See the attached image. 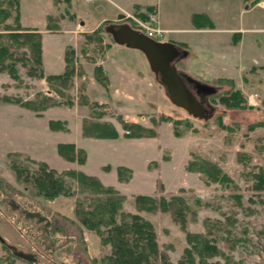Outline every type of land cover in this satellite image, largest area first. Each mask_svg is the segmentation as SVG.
Wrapping results in <instances>:
<instances>
[{"label": "rangeland", "instance_id": "obj_1", "mask_svg": "<svg viewBox=\"0 0 264 264\" xmlns=\"http://www.w3.org/2000/svg\"><path fill=\"white\" fill-rule=\"evenodd\" d=\"M160 1L158 15L162 29L164 26L180 28L179 33L171 28L160 41L172 42L187 52L177 60V71L215 89L214 93L198 97L210 110L209 116L194 117L174 105L144 54L112 41L107 27L127 23L137 29L134 19L122 15L115 21H103L100 24L103 32L99 34L102 42L98 43L86 38L92 31L76 32L88 29L79 23L85 12L93 13V19L87 22L89 25L98 23L97 2L76 0L73 7L76 13L71 15V2L61 0L58 8L61 12L57 13L70 18L76 26L75 31H70L67 28L69 22H65L62 31L46 34L45 60L52 65L50 72L62 73L64 64L61 66L60 54L71 47L75 71L60 84L38 77L35 71L30 74L28 61L25 64L15 62V78L7 68H0V176L24 191L15 180L12 163L35 169V162L43 161L57 172H63L64 158L57 153L58 142L67 143L61 142L66 138L78 140L80 123L82 129L89 121L109 123L123 135L130 131L132 137L153 138L152 146L139 147L121 138L106 146L92 144L89 149L93 165L99 162L111 164L107 174L109 180L112 176L116 179L117 162L134 163L133 179L126 186H120L128 193L123 194L122 210L136 213L151 222L160 254H165L171 264H179L183 250L188 246L186 233L191 232L215 239L220 249L238 264H264V189L255 188V175L260 170L264 172V126L247 129L248 124L264 119V46L255 40L264 41V30L259 29L264 28V15L257 10L250 14L240 13L243 10L241 0ZM101 4L107 16L115 12L110 1L102 0ZM20 7L24 22L39 28L45 27L47 14L54 11L52 0H20ZM199 10L210 13L217 28L242 24H256L258 28L244 36L243 49H239L242 52H233L228 43L231 34L227 31L187 29L191 25V13ZM13 15L14 12L6 23H15ZM138 19L144 21L141 17ZM56 20L53 17L49 24H55ZM4 23L0 22V44L9 45L14 50L26 49L11 41ZM181 40L186 42L185 46L180 44ZM10 61L6 60L7 63ZM96 65H101L106 75V86L96 80ZM225 67L231 68L235 75L232 79L234 86L243 93L250 108H229L220 100L230 85L218 83L216 78L220 77L213 74L221 72V76ZM45 110H50L52 115L66 116L68 122L50 119V113L43 114ZM97 113L101 116H96ZM218 117L232 129H222ZM50 121L54 128L50 127ZM133 123L140 127L124 126ZM236 124L239 127H235ZM150 158L147 164L150 171L146 174L145 160ZM196 159L217 164L227 179L210 181L201 172L189 170L188 163ZM122 176V181L126 182L131 173L122 171ZM64 179L75 194L60 195L47 205L73 217L76 199H83L91 191L82 189L69 176ZM153 182L157 191L151 196L157 200L161 197L168 200L173 196L185 199L190 208L186 212L185 228H181L169 212L159 208L150 211L136 208L134 196L152 192L149 187ZM1 209L4 212L0 216L1 241L15 253L33 260V264H65L53 249L45 217L27 212L12 201L6 202ZM6 214L14 215L24 231L19 232ZM83 230L88 254L99 261L109 253V246L102 245L94 232ZM2 254L0 247V256ZM208 261L223 264L225 259L216 255Z\"/></svg>", "mask_w": 264, "mask_h": 264}, {"label": "trees", "instance_id": "obj_2", "mask_svg": "<svg viewBox=\"0 0 264 264\" xmlns=\"http://www.w3.org/2000/svg\"><path fill=\"white\" fill-rule=\"evenodd\" d=\"M63 1L66 3L70 2V0ZM248 1L254 4L260 0ZM60 2L61 0H53L55 5L60 4ZM139 8L137 7V9ZM12 12H14L13 19L15 23L11 25L6 23V20L12 15ZM19 17V0H0V22H5L4 27L8 31V37L18 46L26 48L22 51L14 50L9 45L0 44V68H7L15 78L17 76L15 62L22 61L25 64V61H28V72L33 74V71H35L38 77H44L47 81L54 80L62 84L73 76L75 71L72 65L74 51L71 47L65 49L64 71L60 74L44 75L41 58V32L34 28L22 27ZM140 17L147 20V14L145 13H140ZM52 19L53 17L48 16L47 28L57 30L58 25L56 23L49 24ZM202 19L206 21L208 26L212 27L211 21L205 15L193 16L196 26L203 25L201 23ZM101 26L99 25L91 34H87L86 38L101 43L102 39L99 36L103 32ZM7 59L11 61L7 63ZM94 74L96 80L104 86L107 85V78L101 65H96ZM216 80L218 83L230 85V88L224 90L220 96V100L227 107L250 108L246 104L243 93L240 89L235 88L232 79L220 77L216 78ZM96 116L100 117L101 115L97 113ZM217 122L222 129H232L230 126L223 124L221 117L217 118ZM49 124L51 128H54L51 121ZM124 126L126 128L140 127L135 123L124 124ZM234 126L239 127V124ZM258 126H264V119L248 124L247 129L252 130ZM83 134L97 138H116L118 136L113 125L99 121L84 123ZM126 136L132 137L133 134L128 131ZM57 153L68 161L77 160L79 163H83L85 160L84 150L77 149L73 143H58ZM35 163L37 164L35 169L23 167L15 162L11 164L15 180L23 187L24 191L0 176V216L4 214L1 209L2 205L4 206L6 202L12 201L27 212L45 217L48 220V235L53 249L58 259L65 264H171L166 255L159 252L151 222L136 213H125L122 210L125 195L118 193L111 186H105L95 176L87 175L81 171L67 170L57 172L55 169L50 168L46 162L39 161ZM187 168L201 172L210 181H224L227 179L217 164L206 159L192 160L188 163ZM117 170L120 180H124L122 171L131 173L130 169L122 166H119ZM64 176L74 179L82 189H90L91 191L90 194L84 195L83 199H76L72 210L73 217L56 210L54 211L47 205V203L55 201L60 195L73 196L75 194V191L66 185ZM255 176L257 179L255 188L264 189V172L260 170ZM134 202L137 209L150 211L159 208L162 211L169 212L181 228L186 226V212L190 208L183 197L173 196L168 200L161 197L157 200L151 195L137 194L134 196ZM6 215L12 223H15L19 232L24 231L16 222L14 215ZM118 216H120V219H118ZM83 229L94 232L99 236L102 245L109 246V253L101 257L99 261L88 254ZM186 239L188 246L184 248L179 264H219L218 262L212 263L208 261L216 255H220L225 259L223 264H238L220 249L215 239L200 233L191 232L186 233ZM30 245L35 249L33 244ZM0 247L4 252L0 256V264L34 263L33 260L15 253L1 240Z\"/></svg>", "mask_w": 264, "mask_h": 264}, {"label": "crops", "instance_id": "obj_3", "mask_svg": "<svg viewBox=\"0 0 264 264\" xmlns=\"http://www.w3.org/2000/svg\"><path fill=\"white\" fill-rule=\"evenodd\" d=\"M107 1H110L112 6L115 8V12L112 13V14H109V16L106 15V13H105L106 9H105L104 5L101 4L102 0H93V1L82 0L83 3H85V2H88V3L94 2V3H96L97 2L96 9H98V10H96V11L99 14L98 23L93 24V25H89V23H87V22H88V20L93 19V13L85 12L84 13L85 14L84 18L85 19L84 18L81 19L82 21L80 20L79 23L83 27H88V29H85V30L83 29V30H80V31L76 30L77 33L78 32H89V31L91 32V31L95 30L103 21H107V20L115 21L116 17H120L122 15H127V14H130V15L136 16L137 18H140V13L147 14L150 11H155V13L157 14V17L159 19L158 12H159V5H160V2H161L160 0H107ZM70 2H71V6H72V8L70 10V14L72 15V14L76 13L73 10L74 9L73 8L74 5H76V0H70ZM52 5L54 7V11L52 13H50V14H47L46 18H48V16H51V17H55L57 19L56 20V24L59 27L57 30L48 29L47 28V22L45 23V27L44 28H39L33 23L26 24L24 22V19H23V15H22V12H21V7H20V0H19V12H20L19 22H20L21 26L25 27V28H34V29H37L39 32H41V35H42V37H41V48H42L41 58H42V68H43V71H44L45 75L60 74V73H56V72H50L49 69L52 68V65L46 63V60H45V55H46L45 35L49 34V33H57V32L62 31L63 25H64L65 22H69L70 25L67 28H69L70 31H75L74 29L76 27L70 18L63 17L62 15H59V13H57V12H61L58 9V8H60L61 4L55 5L53 3V0H52ZM137 7H140V8L137 9ZM241 7H242L243 10H241L240 13L250 14V13H254L257 10L259 13L262 12V13H260L262 16L264 15V0H260V1L256 2V3H254V4H251L248 0H241ZM202 14L208 16L209 20L212 23V27L208 26L205 20H204L205 22L203 20L202 21L200 20L202 22V24H203L201 26V28L196 26V24L193 21V16L194 15H202ZM189 18H190V23H191V25L187 28L189 30L198 31V32H201V31H214V30L227 31L226 33L231 34L230 35V40L228 41V43L230 44V49L233 52H238V53L242 52V50L239 51V49H243L242 48V44H244L243 43L244 42V36H246V34L250 33L253 30H257V28H258V26H256V24H250V25H243L242 24V25H239V26H234V27L232 26V27H229V28H217L216 27V23H215V18H213L212 15H210V13H208L207 11H202V10L192 12ZM158 21H159V24H160V19ZM160 27L163 28L162 26H160ZM171 28L177 29V31H178L177 33H179V31H180V28L171 27V26H164L163 30L165 31V33H167V32H170L172 30ZM259 29L264 30V28H259ZM255 40L258 43V45H263L264 46V41L260 42L257 39H255ZM181 41L182 42H180V43L186 44L185 41H183V40H181ZM68 45H71V43H69ZM64 53H65V50L63 51L62 55L60 54V61H61V66L64 64V68H65ZM253 59H255V58H253ZM62 60H63V62H62ZM255 60H257V59H255ZM100 64H103V63H100ZM103 66H104V64H103ZM238 66H236V68H238ZM223 71L224 72H223V74L221 76L219 75L221 72H218V74L215 73V74H213V76L226 77V78H230V79L235 78V75L232 72L231 68L225 67ZM118 76H120V74H118ZM108 77L111 79V75L109 73H108ZM115 96L116 95L111 94L112 98H116ZM47 113L51 114L50 115V119H55L56 118V119H60V120L68 122V118H66V116L61 117L59 115L58 116L57 115H52L53 113L50 110H48V111L45 110L43 114L45 115ZM116 131L118 133V136L116 138H97V137H92V136H85L83 134L82 125L80 123L79 124V128H78V140L72 139V138H66L64 140H61V142L73 143V144H75L76 148L84 150V152H85V160H84L83 163H79V162H74V161L73 162L66 161V160H64L61 157L63 159L62 162L65 165V168H62L61 170H65V171H67V170H77V171H81V172H83V173H85L87 175L95 176L105 186H111L114 189H116L119 192H121L122 194H128L124 190H122L120 188V186H126L133 179V176L135 175L134 163H132V162H117L119 164L116 167V179H114V176H112L110 178L111 180H109V177H108L107 174L109 173V170H111V168H112L111 164L110 163L105 164L103 162H99L98 164L93 165V163H92V155H91L89 147H92V144H94L95 146H106V145L112 144V142H116V141L121 140V138H122V140H125V142H129L130 144H135V145H137L139 147H144L146 145L147 146H149V145L152 146L153 138H148V137H145V136L144 137H141V136L140 137H127L126 135L121 134L120 131H118L117 128H116ZM70 132H71V130L69 131L68 134H70ZM151 159L152 158L145 160V165H146L145 173L146 174H148V170H149L147 168V164H148L149 160H151ZM119 166H122V167H125V168H128V169L131 170V177L129 178L128 181L125 182V181H122V180L119 179L118 170H117V168ZM149 189L153 190V191L152 192L148 191L145 194L153 195V194L156 193L157 189H156V186H155L154 182H153V185L149 187ZM131 194H136V193H131ZM138 194H142V193H138Z\"/></svg>", "mask_w": 264, "mask_h": 264}, {"label": "water", "instance_id": "obj_4", "mask_svg": "<svg viewBox=\"0 0 264 264\" xmlns=\"http://www.w3.org/2000/svg\"><path fill=\"white\" fill-rule=\"evenodd\" d=\"M106 31L115 43L137 49L144 54L150 69L155 73L174 105L183 108L194 117L209 116L211 112L208 107L187 84L193 82L198 89L209 87V94L214 93L215 89L177 71L176 62L186 56V50L172 42L152 39L127 23L110 24Z\"/></svg>", "mask_w": 264, "mask_h": 264}, {"label": "built area", "instance_id": "obj_5", "mask_svg": "<svg viewBox=\"0 0 264 264\" xmlns=\"http://www.w3.org/2000/svg\"><path fill=\"white\" fill-rule=\"evenodd\" d=\"M126 16L134 19L137 25V29L142 31L146 36L155 40H160L163 37L165 31L160 27L155 11H150L149 13H147V20L144 21H140L136 16L130 14H127Z\"/></svg>", "mask_w": 264, "mask_h": 264}, {"label": "flooded vegetation", "instance_id": "obj_6", "mask_svg": "<svg viewBox=\"0 0 264 264\" xmlns=\"http://www.w3.org/2000/svg\"><path fill=\"white\" fill-rule=\"evenodd\" d=\"M182 49V48H181ZM188 87L190 88V90H192V92H194L198 97L199 95H206L209 94L208 91L210 90L209 87H204L202 89H198L196 87V85L193 82H190L187 84Z\"/></svg>", "mask_w": 264, "mask_h": 264}]
</instances>
